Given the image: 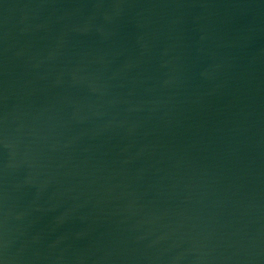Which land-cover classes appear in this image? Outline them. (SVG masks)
<instances>
[{"label": "water", "instance_id": "obj_1", "mask_svg": "<svg viewBox=\"0 0 264 264\" xmlns=\"http://www.w3.org/2000/svg\"><path fill=\"white\" fill-rule=\"evenodd\" d=\"M0 264H264V0H0Z\"/></svg>", "mask_w": 264, "mask_h": 264}]
</instances>
